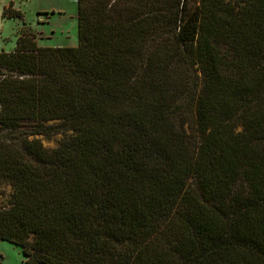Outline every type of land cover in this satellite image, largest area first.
I'll use <instances>...</instances> for the list:
<instances>
[{
	"label": "trees",
	"instance_id": "obj_1",
	"mask_svg": "<svg viewBox=\"0 0 264 264\" xmlns=\"http://www.w3.org/2000/svg\"><path fill=\"white\" fill-rule=\"evenodd\" d=\"M76 2L75 47L26 29L0 52V242L24 264H264V0Z\"/></svg>",
	"mask_w": 264,
	"mask_h": 264
},
{
	"label": "rangeland",
	"instance_id": "obj_2",
	"mask_svg": "<svg viewBox=\"0 0 264 264\" xmlns=\"http://www.w3.org/2000/svg\"><path fill=\"white\" fill-rule=\"evenodd\" d=\"M12 3L13 9L19 11L23 15V19H4L2 12L4 8ZM58 12L66 11V16L60 19L58 15L47 19L46 21L38 17L37 13L46 9ZM75 9V4L71 0H0V52H12L15 42L23 30H30L36 35L38 46L49 45L53 42L63 41L64 43L75 42L76 24L74 19L68 18L71 10ZM48 18V17H46ZM40 31L41 33H39ZM52 31L56 33L53 41L44 42ZM63 33L69 39H63ZM76 44V43H75ZM74 44V45H75ZM71 132H56L49 135L35 136L46 149H55L59 143L70 137ZM11 190L9 186L0 185V206L7 203ZM24 258L21 250L7 242H0V264H24Z\"/></svg>",
	"mask_w": 264,
	"mask_h": 264
},
{
	"label": "crops",
	"instance_id": "obj_3",
	"mask_svg": "<svg viewBox=\"0 0 264 264\" xmlns=\"http://www.w3.org/2000/svg\"><path fill=\"white\" fill-rule=\"evenodd\" d=\"M71 1H72L73 4H75V9L74 10L73 9L71 10V13H70L71 16H69L68 18H70L72 20L73 19L75 20L74 21V23L76 24L75 42L73 43V41H72L70 43H64L63 41H59V42H56V43L53 42L52 44H49V45H43L41 47H52V48H56V47H75L76 46V44H77V2L76 1L77 0H71ZM60 10H62V9H60ZM60 10L58 12H56L52 8L50 9V11L49 10L47 11L46 9H44L41 12L39 11L37 13V15H38V17H40L39 20L43 19L45 21L47 19L55 16L56 14L58 15V17L60 19H63L66 16V11H60ZM46 17H48V18H46ZM38 32L41 33L40 31H38ZM55 35H56V33L54 31H52L50 34H48V36H51V38L45 39L44 42L53 41V37ZM58 35H63V33L60 32ZM63 39H69V38L67 36H64Z\"/></svg>",
	"mask_w": 264,
	"mask_h": 264
}]
</instances>
